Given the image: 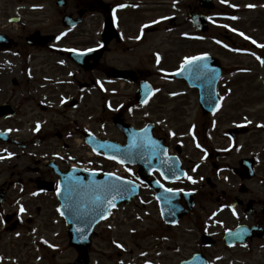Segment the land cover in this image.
I'll return each instance as SVG.
<instances>
[{
	"label": "flooded vegetation",
	"instance_id": "1",
	"mask_svg": "<svg viewBox=\"0 0 264 264\" xmlns=\"http://www.w3.org/2000/svg\"><path fill=\"white\" fill-rule=\"evenodd\" d=\"M142 6V0H70L64 8L55 0H0L1 94L19 87L10 76L22 67V80L36 84L24 91L27 103L40 98V109L52 111L50 103L41 102L44 91L60 90L64 105H59L69 108L59 114L60 122L84 106L88 92L99 91L101 77L109 101L105 119L91 120L87 129L68 121L52 129L44 124L34 134L29 115L11 102L1 104L16 111L0 116V264H79L57 197L58 171L79 169L85 162L99 170L110 167L103 156L87 161L80 151L77 142L86 131L117 147L115 142L126 155L128 137L114 125L118 114L122 124L146 131L152 155L148 165L124 167L141 193L96 226L87 264H264V111H240L236 100L239 94L252 95L257 81L264 82V27L252 35L262 46L237 44L236 34L226 30L221 44L240 48L223 52L216 45L220 51L215 55L232 59L220 62L217 111L204 113L198 89L169 77L184 68L186 59L209 54L208 32L199 34L200 49L193 56L191 39L172 34L181 28L175 20L164 42L158 33L170 27L145 18ZM251 10L231 0L215 9L219 17L236 19ZM107 21L114 31L103 36ZM173 40L181 42L178 48L162 54L160 45L173 46ZM102 46L106 50L99 61L97 55L79 56ZM251 49L258 51L260 64L237 60L240 50ZM141 82L154 89L147 103L150 117L137 106ZM190 93L195 108L184 111L192 106ZM160 148L167 150L163 166L156 163ZM162 210L168 211V222Z\"/></svg>",
	"mask_w": 264,
	"mask_h": 264
},
{
	"label": "rangeland",
	"instance_id": "2",
	"mask_svg": "<svg viewBox=\"0 0 264 264\" xmlns=\"http://www.w3.org/2000/svg\"><path fill=\"white\" fill-rule=\"evenodd\" d=\"M106 2H110L111 0H103ZM116 1V0H115ZM220 2L222 0H217ZM143 6L139 9L140 12L144 13V17L148 18L151 17L154 19V24L159 23V26H166L170 27V19L176 18V24L180 25L181 28L178 29V31L172 32V29L161 31L158 33V36L163 39L165 42L166 38L169 37V32H172V34H180L185 37L189 36L191 38V44L193 47L196 48L195 52H192V55H194L196 52H199V43L194 42L196 40L193 39L194 36V30L191 24L188 23L186 18L188 17V5H192L194 8L197 5V0H142ZM233 3L239 4V7L241 9H248L247 7L250 5L255 6L254 10H251V12L245 11L244 13H241L239 16V19H237L236 24H230L228 22H216L213 28L211 29L208 37V49L209 52L216 54L214 50L220 51L216 46L213 44V39L218 38L222 39L223 35L225 34L226 30L228 29V32L230 33L231 29L235 28L238 30L245 31L247 34L253 35V29L255 32H258L259 28L264 27V0H231ZM152 3V4H151ZM223 10V8H222ZM119 13L122 12V10L118 11ZM218 14V13H217ZM166 17V18H164ZM220 26V27H218ZM171 28V27H170ZM179 35V36H180ZM235 42L238 44H242V40L235 39ZM173 46L170 43L167 44H161L160 45V51L161 53L165 54L167 51H175L178 48V44L181 42L173 40L172 41ZM181 48V47H180ZM144 49H146L144 47ZM145 53V59L146 57V50L143 51ZM224 52V51H223ZM257 53V52H256ZM221 58L226 59H232V56L225 54L222 55ZM238 61L241 63H244L245 65H250L251 63H254L252 59L249 57H238ZM43 62V56L39 59L38 65ZM150 62L146 63V66L150 68ZM226 63V62H225ZM22 67H16L12 72H14L13 75L10 76V79L15 77L20 83L19 87L15 88V92H10V94H1L0 93V104L4 102H11L14 105L20 107L21 111H24L26 115H29L31 117L32 127L38 125H43L46 123L48 127L51 129L54 127V125L60 124V123H66L68 121L77 122L80 127L88 126L90 124V121H95L101 118L105 119V116L103 115L102 111L104 110V103L105 99L103 94H99L98 91L95 92H88L91 96L86 98L84 100V106H82L77 111H69L66 113V120L64 122L62 121L61 111L69 110V108L65 109L64 107H61L59 103L61 102V98H59L60 90L59 89H53L44 91L45 95L43 97L42 103H45L49 105L51 104L50 109L52 111L43 112L40 109V106L37 104L39 99L35 102H28L25 101L24 95H25V89L27 87H35L36 84H28L26 80H22L20 75V70ZM261 73L260 75H262ZM39 76V75H38ZM52 76V75H51ZM261 81H257L254 85V91L253 94L246 97L243 94H239L237 96V101L239 105L240 111H247L244 109L245 107H250L249 111H264V85L260 83ZM10 89H13L14 86L9 84ZM11 91V90H9ZM50 94H55L54 97H49ZM191 100H192V106L185 109L184 111H192L195 108V99L194 95L190 93ZM30 101V100H28ZM250 105V106H249ZM71 110V109H70ZM32 111V113H31ZM141 111H144L147 113V117H150L147 111H152L149 107L143 108ZM94 112V113H91ZM144 112H141L142 115H145ZM60 122V123H59ZM84 153V149H80Z\"/></svg>",
	"mask_w": 264,
	"mask_h": 264
},
{
	"label": "water",
	"instance_id": "3",
	"mask_svg": "<svg viewBox=\"0 0 264 264\" xmlns=\"http://www.w3.org/2000/svg\"><path fill=\"white\" fill-rule=\"evenodd\" d=\"M65 1V0H64ZM200 4L202 7H206L208 9L213 8L211 0H200ZM193 23L197 26L199 30L206 31L207 30V22L204 17L199 15H195L192 17ZM217 79V78H216ZM216 82V81H215ZM215 82L214 85L211 86V90L214 97V89H215ZM205 87H202L201 92H204ZM208 99H211L210 97ZM215 99V98H214ZM212 99V100H214ZM210 105L204 106L205 109ZM99 151L105 152V146L100 145L96 148ZM107 185H115L119 187L118 192L111 193L107 199H103L102 189L104 186ZM61 188L63 191L60 193V198L64 204H67V211H74L72 208L73 204H76L77 201L73 200L72 197L79 201V204L84 205V207L80 210L81 212H86V206L91 205V209L89 210L92 214L93 212L96 213L98 218L95 222L99 220V217L102 215L107 214L111 208L115 205L121 203H128L132 198H134L138 194V187L134 186L131 183L126 181L116 179L113 176H101L98 173H88V172H73L72 174L66 176L62 180ZM97 196H101L102 200L98 202L96 200ZM93 207V208H92ZM93 221H91V225L93 226ZM85 242L76 241L75 245L79 246L82 252V257L84 256L86 246Z\"/></svg>",
	"mask_w": 264,
	"mask_h": 264
},
{
	"label": "snow or ice",
	"instance_id": "4",
	"mask_svg": "<svg viewBox=\"0 0 264 264\" xmlns=\"http://www.w3.org/2000/svg\"><path fill=\"white\" fill-rule=\"evenodd\" d=\"M222 2H223V0H222ZM233 19H235V17H233ZM145 27H147V25ZM241 35H243V34H241ZM245 38H247V37H245ZM253 43H255V41H253ZM200 59H202V58L201 57H192L190 59H186L185 60V65H194ZM262 63H264V61H262ZM182 68H183V66H182ZM37 131H39V126H37ZM116 179H120V178L117 177ZM189 179H191V177H189ZM128 183H130V182H128ZM193 183H195V181H193ZM119 190H120L119 187L118 186H115V185H107V186H104V188L102 189L103 199L106 200L107 197L111 193L118 192ZM168 191H172V190L171 189H168ZM57 195H60V192H57ZM96 200L98 202H100L102 200V197L101 196H97L96 197ZM23 211H24V209H23V207H21V212H23ZM61 214H63V213H61ZM77 231H81V229H77ZM0 259H2V258H0Z\"/></svg>",
	"mask_w": 264,
	"mask_h": 264
}]
</instances>
